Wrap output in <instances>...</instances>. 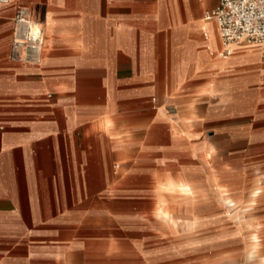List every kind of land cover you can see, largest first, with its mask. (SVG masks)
Returning <instances> with one entry per match:
<instances>
[{
	"label": "crops",
	"instance_id": "obj_1",
	"mask_svg": "<svg viewBox=\"0 0 264 264\" xmlns=\"http://www.w3.org/2000/svg\"><path fill=\"white\" fill-rule=\"evenodd\" d=\"M218 1L1 5L0 264H222L219 235L209 261L201 245L113 255L109 231L127 221L112 204L163 230L203 227L206 192L233 206L224 182L250 160L221 145L264 142L262 49L234 44L221 57L204 17ZM19 5L44 34L36 65L11 56Z\"/></svg>",
	"mask_w": 264,
	"mask_h": 264
},
{
	"label": "rangeland",
	"instance_id": "obj_2",
	"mask_svg": "<svg viewBox=\"0 0 264 264\" xmlns=\"http://www.w3.org/2000/svg\"><path fill=\"white\" fill-rule=\"evenodd\" d=\"M256 111L257 114L261 115L259 122L261 124L256 128L259 133V130L264 131V110ZM221 150L224 155H227L228 152L237 151L250 156V160L243 166L244 169L247 168L245 173L242 176L231 177L232 180L227 179L229 183L224 182V184L229 185V188L232 187L231 191H225V193H228V196L233 200V206L224 205L218 200L217 192L208 190L206 192L207 202L214 206L207 207V219L203 227L200 224L201 228H199V224H196L197 220L192 219L195 221V228L185 229L181 227L180 229L163 230L148 217L143 216L141 221L136 219V215H140L138 213L140 209L121 208L112 204L110 208L112 216L119 213H124L127 216L125 224H111L109 231L113 245L112 254L121 252L127 257H135L136 252L142 250L148 253L158 251L165 255H173V252L182 254L184 252L182 248L185 245L186 248H195L201 245L210 261L215 257L216 247L218 248L215 245L217 240L214 238L219 235L221 236L222 264H264V142L249 145L222 144ZM219 151L220 148L217 149V152ZM207 153L209 156L211 154L212 158L214 149ZM213 167L212 159L209 158L208 168ZM228 177L230 178V176ZM256 188L260 192L257 193L256 197H252V191ZM239 214L241 217L238 216ZM247 222L251 225L250 228L245 226ZM253 231H256L260 241L254 249L251 248V253L253 252L251 257L249 255V238ZM124 233H126L125 236ZM180 233L191 234L182 236ZM199 233L203 239L198 238L200 237L198 236ZM179 249L181 250L179 251ZM172 260L174 259L169 261ZM213 260L211 261L212 264H214ZM167 261L165 260L164 264H167Z\"/></svg>",
	"mask_w": 264,
	"mask_h": 264
},
{
	"label": "built area",
	"instance_id": "obj_3",
	"mask_svg": "<svg viewBox=\"0 0 264 264\" xmlns=\"http://www.w3.org/2000/svg\"><path fill=\"white\" fill-rule=\"evenodd\" d=\"M9 2L0 0V7ZM204 17L214 20L217 26L223 48L221 57L231 54L232 45L246 43L261 47L260 57L264 62V0H219ZM12 22L15 52L11 56H19L26 64H38L44 45L42 29L23 5L16 8Z\"/></svg>",
	"mask_w": 264,
	"mask_h": 264
},
{
	"label": "bare ground",
	"instance_id": "obj_4",
	"mask_svg": "<svg viewBox=\"0 0 264 264\" xmlns=\"http://www.w3.org/2000/svg\"><path fill=\"white\" fill-rule=\"evenodd\" d=\"M207 34V33H206ZM260 240H259V238L257 237V234H255V232L253 233V239L250 241V246H251V248H255L256 247V245L258 244V242H259Z\"/></svg>",
	"mask_w": 264,
	"mask_h": 264
}]
</instances>
